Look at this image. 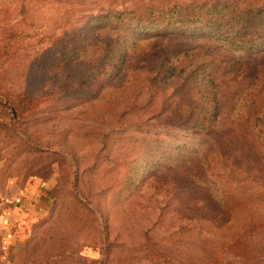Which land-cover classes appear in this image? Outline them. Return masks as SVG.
<instances>
[{"label": "rangeland", "instance_id": "obj_1", "mask_svg": "<svg viewBox=\"0 0 264 264\" xmlns=\"http://www.w3.org/2000/svg\"><path fill=\"white\" fill-rule=\"evenodd\" d=\"M190 1L227 0H24L37 39L3 81L44 89L20 121L0 108V191L38 183L50 204L16 264H264V0L214 24L235 29L227 44L93 22Z\"/></svg>", "mask_w": 264, "mask_h": 264}, {"label": "trees", "instance_id": "obj_2", "mask_svg": "<svg viewBox=\"0 0 264 264\" xmlns=\"http://www.w3.org/2000/svg\"><path fill=\"white\" fill-rule=\"evenodd\" d=\"M20 2L22 5L18 4ZM18 3L9 5L7 8L3 6L0 7V13L8 8L11 10L8 19L0 21V65L3 66L2 71H0V108H5L7 111L10 110L11 106L14 108V112L11 113L13 117L10 114L11 122L20 121L23 119L24 115L33 113L36 108H38L39 103V99L35 102L37 91H42L44 89V86H38L36 89L26 88L15 92L13 89H7L3 81L4 76L9 75L8 73H12V68L8 64L10 59L13 60L14 65H17V62L21 60L24 55L23 53L30 48L29 45L33 39H37V35H33V32L30 31L32 25L28 17V15H30L29 8L23 4L24 0H20ZM235 6V0H227L223 4H202L190 1L176 3L173 7L168 8L145 7L146 10L143 12L136 10L133 12L116 14L114 16L109 15L94 19L93 22L99 23L100 26L108 27L107 25L113 20H123L128 24H140L143 20L148 19L153 23H163L164 27L169 29L184 31V29L190 28L193 32L206 31L204 34H209L211 37L219 36L221 37L220 39H223L227 44V41L229 42L234 39L235 29L224 30L222 28L226 27H217L214 24L221 18L232 17L231 12ZM10 50L12 52L9 54ZM76 56L77 52L72 54L71 51L61 58L60 56L57 58V54H55L54 60L56 61V69L79 63L80 58H76ZM3 63L5 64L3 65ZM18 70L21 72V75L26 72V68ZM69 74L73 75L74 73L69 71ZM69 78L71 77L68 76V79ZM5 102L11 105H6ZM46 111L53 113L59 110H57L56 106H51L48 107ZM229 200L232 203L234 202L232 195H229ZM14 263L16 264V260Z\"/></svg>", "mask_w": 264, "mask_h": 264}, {"label": "crops", "instance_id": "obj_3", "mask_svg": "<svg viewBox=\"0 0 264 264\" xmlns=\"http://www.w3.org/2000/svg\"><path fill=\"white\" fill-rule=\"evenodd\" d=\"M49 195L32 183L20 195L4 196L0 191V264H15L19 240L46 214Z\"/></svg>", "mask_w": 264, "mask_h": 264}]
</instances>
